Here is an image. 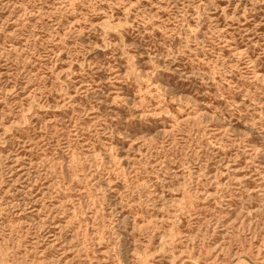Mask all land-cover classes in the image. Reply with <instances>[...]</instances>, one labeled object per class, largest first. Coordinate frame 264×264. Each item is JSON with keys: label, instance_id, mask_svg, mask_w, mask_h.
<instances>
[{"label": "rangeland", "instance_id": "1", "mask_svg": "<svg viewBox=\"0 0 264 264\" xmlns=\"http://www.w3.org/2000/svg\"><path fill=\"white\" fill-rule=\"evenodd\" d=\"M0 264H264V0H0Z\"/></svg>", "mask_w": 264, "mask_h": 264}]
</instances>
